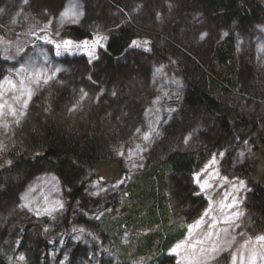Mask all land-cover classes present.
<instances>
[{
  "label": "rangeland",
  "instance_id": "374dc122",
  "mask_svg": "<svg viewBox=\"0 0 264 264\" xmlns=\"http://www.w3.org/2000/svg\"><path fill=\"white\" fill-rule=\"evenodd\" d=\"M116 1L121 5L11 0L0 7V103L17 109V117L0 118V125H10L0 126V202L6 186L17 190L9 206L0 205L1 245L7 249L1 257L6 264H34L28 249L38 243L39 264H264V221L249 208L255 185H264V0H252L262 17L247 30L236 22L218 30L205 15L187 13L176 32L175 6L166 0ZM127 22L137 26V37L116 59L119 79L98 76L109 42ZM75 26L89 35L73 37ZM229 37L235 41L233 73L214 51ZM35 70L52 79L36 84ZM69 76L85 83L56 107ZM21 81L32 92L27 108L14 101ZM192 81L227 108L229 133L219 143L212 142L218 118L186 107ZM108 95L118 98L117 108L104 107ZM51 119L76 131L90 124L103 141L99 163L87 169L78 195L51 169L28 179L10 175L11 154L34 151L30 132ZM145 133H151L148 140ZM173 149L205 154L189 178L188 201L174 194L167 178L170 215L185 235L164 253L152 248L134 256L151 230L139 222L124 226L129 188ZM103 220L123 221L119 242L101 227Z\"/></svg>",
  "mask_w": 264,
  "mask_h": 264
},
{
  "label": "trees",
  "instance_id": "16d2710c",
  "mask_svg": "<svg viewBox=\"0 0 264 264\" xmlns=\"http://www.w3.org/2000/svg\"><path fill=\"white\" fill-rule=\"evenodd\" d=\"M9 1L11 0H0V7H3ZM112 1L114 5H121L116 0ZM166 1L175 6L173 13V18L177 20L173 28L175 32L182 26L183 17L187 13L205 15L209 22L208 25H212L218 30L222 27L229 30L235 22L243 30H247L254 21L262 17L261 5L252 0ZM70 30L72 36L77 39L89 35L87 30L85 31L76 26L71 27ZM136 31L137 26L133 23L127 22L120 25L119 32L111 39L107 52L102 56L103 66L101 65L99 68L98 76L108 80L117 76L116 78L119 79L121 66L117 64L116 59L124 54L132 40L137 37ZM214 51L218 62L227 65L233 73L236 68L234 38L229 37L217 43ZM4 64L0 59V72ZM71 77H68V85L60 91L56 107L69 100L71 88L76 89L78 83H85L84 78L73 81ZM226 82L234 85L231 80ZM219 87L226 89L222 84ZM104 103V107L107 108L114 109L119 106L118 98H111L109 95L104 99ZM186 105L192 113H206L208 118L213 117L215 120L218 118V121H216L219 126H214L212 129L213 139L215 140L212 141L213 143H219L223 138L222 135L229 133V125L226 119L227 108L222 107L214 97L201 89L197 82H189ZM220 113H222V116ZM59 121L58 119H51L48 123L41 124L30 132L29 138L34 151L26 149L25 152H13L10 156L12 162L9 165V172L11 176L14 174L17 177L22 176L28 179L38 170L51 169L65 183L74 188L73 195H78L82 192L81 179L87 174L88 168H95L99 163L100 156L104 152V144L96 131L91 129L92 125H86L80 131H76L64 126ZM203 159H205V154L201 152L198 154L194 151L181 152L178 149H173L163 153V159L155 160L148 171L138 175L136 182L129 188L131 195L129 204H126L129 207L130 217L124 220V226L128 227L134 225L135 222H139L140 227H147L151 230V233L140 239L141 245L136 251L134 250V256L146 254L147 250L152 248H158L164 253L184 237L186 231L184 225L177 220L176 216L172 217L170 215V207L165 196V191L169 187L167 178L169 177L172 180L174 194L181 196L183 201H188L191 198L188 190L189 178L199 168ZM183 191H186V194H183ZM3 192V195H1L3 202L1 201L2 205L1 202L0 205L5 209L6 206H9L10 200L16 199L17 190L15 187L8 185ZM249 208L254 210L258 222L264 221V185H255ZM122 222V220L115 222L103 220L100 225L115 242H119V236L122 235L123 231ZM2 240L3 238H0V264H6V261L1 257L3 249H6L1 245ZM39 247L40 244L37 243L28 249L34 264H39L40 261L41 252H39ZM121 254L123 255V252Z\"/></svg>",
  "mask_w": 264,
  "mask_h": 264
},
{
  "label": "snow or ice",
  "instance_id": "6c2138e0",
  "mask_svg": "<svg viewBox=\"0 0 264 264\" xmlns=\"http://www.w3.org/2000/svg\"><path fill=\"white\" fill-rule=\"evenodd\" d=\"M25 2H27V0H25ZM67 43V42H66ZM21 71H24L23 69ZM56 71H59V69H56ZM54 75V73H53ZM32 80L33 82H35L36 84H40L41 81L43 83H47L50 79H52V76H45V74L41 71V70H35L32 73ZM12 88H16L15 84L11 85ZM31 89L30 88H25L23 86V81H21V89L19 91V94L17 96L14 97V101L21 103L22 108H27L28 102L31 99ZM84 96H87V93H84ZM5 108H7V112H5ZM12 116V117H17V109L15 108L14 104H8L7 102L4 103H0V118H3L4 116ZM19 115H24L23 111H20ZM17 123H19V120H16ZM0 126H4V127H10V125L4 123ZM139 131V130H137ZM151 133H145L144 135V139L148 140L149 136ZM119 155H123V153H118ZM241 184H243V182H241ZM62 207V205H61ZM261 239H264V237H261ZM216 249H213V251H215ZM20 259H23V257H20Z\"/></svg>",
  "mask_w": 264,
  "mask_h": 264
}]
</instances>
